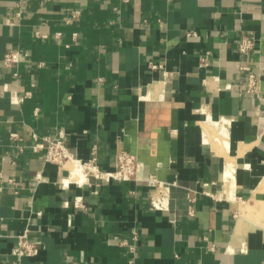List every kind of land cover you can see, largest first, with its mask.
I'll return each instance as SVG.
<instances>
[{
  "label": "crops",
  "instance_id": "obj_1",
  "mask_svg": "<svg viewBox=\"0 0 264 264\" xmlns=\"http://www.w3.org/2000/svg\"><path fill=\"white\" fill-rule=\"evenodd\" d=\"M247 64L261 96L244 92ZM206 109L227 123L226 158L204 146ZM61 133L80 159L97 146L104 170L136 155L137 179L70 182L45 160ZM151 175L167 212L151 207ZM263 178L264 0H0V264L25 232L41 249L22 264H264L263 232L234 214Z\"/></svg>",
  "mask_w": 264,
  "mask_h": 264
},
{
  "label": "built area",
  "instance_id": "obj_2",
  "mask_svg": "<svg viewBox=\"0 0 264 264\" xmlns=\"http://www.w3.org/2000/svg\"><path fill=\"white\" fill-rule=\"evenodd\" d=\"M79 18L80 12L72 11L68 22L72 23ZM193 35H195V33H193ZM57 36L59 37L61 34L59 33ZM257 42L258 40L254 35H244L238 43V51L242 54H250L255 49ZM21 59L22 54L20 51L11 50L4 55L3 65L8 69H12L18 67ZM240 69L245 71L246 74L244 92L249 95L261 96V79L256 67L247 64L242 65ZM15 75H17L16 72ZM13 137H16V134H13ZM46 143V162L56 165L59 169H66L67 176L68 167L77 162L83 168V172L87 177L81 184L90 183L91 179H94L95 182L100 185L108 183L111 180H136L138 172L142 167V164L136 155L121 151L116 154L114 169L110 171L104 170L99 163L97 146L93 147L92 155L88 160L80 159L68 144L66 135L63 133L60 134L59 139H48ZM11 183L15 184L14 181H11ZM147 185L151 188L150 202L152 209L166 212L169 211L168 185L164 182H160L152 175L148 177ZM191 201H193V198ZM76 206L79 207L78 201L76 202ZM190 212L192 213L193 211ZM138 236L139 233L133 229L130 236L132 243L127 242V240H123L122 242V245L128 248L131 257L130 263H134V256L136 253L135 242L138 241ZM40 249L41 245L39 242L31 240L27 232L22 233L17 236V245L12 251L13 259L11 262L12 264H22V260L25 257L29 258L36 256Z\"/></svg>",
  "mask_w": 264,
  "mask_h": 264
},
{
  "label": "bare ground",
  "instance_id": "obj_3",
  "mask_svg": "<svg viewBox=\"0 0 264 264\" xmlns=\"http://www.w3.org/2000/svg\"><path fill=\"white\" fill-rule=\"evenodd\" d=\"M151 89H152L151 92L156 95V93H155L156 91L153 88H151ZM203 114L205 116L204 121H203V127H204L203 143H204L205 148L212 151L215 155H217L219 157L228 156L229 155L228 151H229L230 147H228L229 145L227 143V127H226L227 123L225 125V124H219V123L212 121L210 118V114L207 111V109L203 111ZM214 138H215V141H214ZM210 139H213V141H210ZM243 153H244V151L243 152L241 151L239 154H243ZM235 160L236 159L234 158V160L231 163L236 164L237 160L236 161ZM230 166L232 167V165H230ZM236 166H237V164H236ZM244 166H247V165H244ZM238 167H240V166H238ZM227 169H225V170H227ZM233 172H234V170H233ZM70 174H71V176H70ZM68 176L70 178L69 181L74 183V184L75 183L81 184L87 178L85 173L83 172V168L77 162L71 164L68 167ZM224 176H226V175H224ZM233 177L234 176H232V178ZM226 178H228V177H226ZM232 178H230V179H232ZM230 179L228 178V182H230L232 184V181H229ZM228 182H226V183H228ZM226 183H225V185H226ZM67 185H68V183L66 184V186ZM226 187H227V185H226ZM225 191L227 193L226 189H225ZM225 191H224V193H225ZM231 193H234V192L231 191L230 194ZM254 193H255V196L253 198V202L249 203L247 208L241 209L237 224L239 223V225L241 227V226L249 225V224H251L250 222H252L253 223L252 225L255 227V230H258V229L261 230L263 232V235H264V178L259 183V187L257 188V191ZM228 195H229V191H228ZM228 195L225 197H228L230 199L231 195L230 196H228ZM233 196H231V197H233ZM233 199H234V197H233ZM252 220H256V222L252 221ZM257 222H258V224H257ZM252 225H250V227H253ZM237 237L238 236H236V239L239 240L241 236L238 238ZM240 241H242V239H240ZM234 242H236V241H234ZM238 243L239 242H237V244ZM234 244H236V243H234Z\"/></svg>",
  "mask_w": 264,
  "mask_h": 264
},
{
  "label": "rangeland",
  "instance_id": "obj_4",
  "mask_svg": "<svg viewBox=\"0 0 264 264\" xmlns=\"http://www.w3.org/2000/svg\"><path fill=\"white\" fill-rule=\"evenodd\" d=\"M226 157V156H225ZM237 200H238V202H239V204H240V206H239V210H234V214H235V216H236V218L235 219H237V217L239 218V216H240V212H241V209H245V208H247L248 207V205H249V203H252L253 202V200H252V198H247V199H240V198H237ZM252 221H255L256 222V220H252ZM251 224H249L248 226L250 227V225H252L253 223L252 222H250ZM257 224H258V222H257ZM256 225V224H255ZM253 226V225H252ZM251 228V229H250ZM250 228H245L244 230L245 231H252V230H255V227L253 226V227H250ZM259 230V229H258Z\"/></svg>",
  "mask_w": 264,
  "mask_h": 264
}]
</instances>
